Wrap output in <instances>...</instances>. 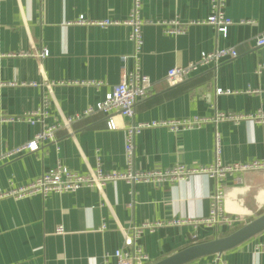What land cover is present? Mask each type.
Returning a JSON list of instances; mask_svg holds the SVG:
<instances>
[{"label": "crops", "instance_id": "obj_1", "mask_svg": "<svg viewBox=\"0 0 264 264\" xmlns=\"http://www.w3.org/2000/svg\"><path fill=\"white\" fill-rule=\"evenodd\" d=\"M211 3L142 0L140 63L153 89L137 104L136 122L264 109V70L258 71L263 52L256 44V38L264 35V0H226L225 13L233 21L226 36L198 23L210 16ZM131 9L132 0H0V116L16 118L39 109L45 82L53 84L48 124L59 113L72 116L102 101L121 81L122 56L133 52L130 28L123 24ZM80 17L92 24H78ZM104 20L120 24L95 23ZM174 20L182 28L178 34L167 31ZM44 48L49 56L37 60L34 54ZM222 48H234L238 56L202 68L179 85L167 84L170 69L186 67L197 62L202 52ZM125 67L132 71L133 60L129 58ZM218 89L230 93L217 95ZM116 121L119 128L110 130L107 117L94 113L73 125L74 138L59 130L55 144L0 165V188L7 191L28 184L58 164L88 174L98 157L104 170H124L125 127L130 120L118 116ZM40 130V125L24 121L0 123V155L29 142ZM216 132L221 136L224 164L264 160V125L222 121L180 132L144 129L136 137V165L143 171L208 166L214 160ZM224 184L225 211L245 223L232 227L168 224L208 217L209 197L217 181L205 174L158 186L138 184L133 189L126 182H113L105 186L103 195L83 188L45 198L1 197L0 264H116L113 257L107 263L104 259L124 248L121 229L162 222L138 241L154 264L192 245L225 237L264 211V170L230 174ZM263 245L264 232L222 255L199 260L264 264Z\"/></svg>", "mask_w": 264, "mask_h": 264}, {"label": "built area", "instance_id": "obj_2", "mask_svg": "<svg viewBox=\"0 0 264 264\" xmlns=\"http://www.w3.org/2000/svg\"><path fill=\"white\" fill-rule=\"evenodd\" d=\"M211 14L203 23L213 26L216 32L226 36L228 28L233 24L231 18L225 13L226 0H211ZM78 24H92L84 17H80ZM101 27L118 25L120 22L104 20L95 22ZM250 23V22H248ZM130 28L129 41L132 44L133 52L131 56H122V77L120 83L114 87L113 91L100 102L86 110L72 116H66L62 113L56 116L53 123L48 124L47 120L51 117L53 107V84L45 82L43 84L32 83V86L43 87L42 104L37 110L24 113L19 117L0 116V123L24 121L32 126L40 125L41 130L37 132L32 140L17 146L0 155V165L23 156L39 152L46 144H55L56 134L59 130L65 129L68 136L74 138L73 125L86 120L94 113H102L107 117V125L110 130L119 128L116 118L118 116L130 120L125 127V168L124 170H104L101 159L98 157L97 166L89 170L88 174H79L68 169L62 164H58L47 172H44L35 180L3 191L0 188L1 197H11L15 199H24L39 195L43 198L50 194L74 193L83 188H93L103 195L105 186L109 183L123 181L133 189L138 184L164 185L174 183L180 180H186L196 174H205L217 181L216 189L209 197L210 212L208 217L196 222L187 220L171 221L168 224H204L207 226H236L245 223L239 217H231L224 209L225 180L226 177L234 173H244L253 170H264V160H254L246 163L224 164L222 161V141L219 132L215 133L214 139V160L208 166L189 167L185 165H176L164 170L143 171L136 165V137L147 128H167L173 132H180L192 128H200L207 123L217 124L222 121H229L235 125L244 121H251L256 124L264 125V109L260 108L252 114H239L234 112H217L213 117L194 116L191 118L154 121L147 123H138L135 121L136 106L142 100L151 95L153 89L152 80L143 74L141 70V52L143 46V26L145 21L142 18V0H132V9L128 19L123 22ZM168 33L178 34L182 32L180 23L176 20L169 23ZM257 46L263 52V60L258 66V71L264 70V35L256 38ZM37 60H42L49 56V50L44 48L34 54ZM238 56L234 48L216 49L210 52H202L197 62H192L186 67H175L168 71L166 75L167 84L170 87L179 85L190 78L193 74L206 67H216L226 58L234 59ZM134 62L132 71H128L125 64L128 59ZM254 93V91H248ZM228 91L218 89L217 95L229 94ZM105 199V198H104ZM162 222L146 223L141 225L132 224L128 229H121L124 237V248L117 250L112 255L105 256L107 263L110 257H113L116 264H151L150 257L140 248L138 241L145 232H153L157 227L162 226ZM105 229V225L102 226ZM58 233L63 232V228H58ZM194 237H197L195 235ZM264 251V245L261 246ZM191 264H213L203 263L197 260Z\"/></svg>", "mask_w": 264, "mask_h": 264}, {"label": "water", "instance_id": "obj_3", "mask_svg": "<svg viewBox=\"0 0 264 264\" xmlns=\"http://www.w3.org/2000/svg\"><path fill=\"white\" fill-rule=\"evenodd\" d=\"M262 232H264V213L225 237L192 245L154 264H189L208 256L222 255Z\"/></svg>", "mask_w": 264, "mask_h": 264}, {"label": "trees", "instance_id": "obj_4", "mask_svg": "<svg viewBox=\"0 0 264 264\" xmlns=\"http://www.w3.org/2000/svg\"><path fill=\"white\" fill-rule=\"evenodd\" d=\"M264 213V211L263 212H261L259 215H261V214H263Z\"/></svg>", "mask_w": 264, "mask_h": 264}]
</instances>
